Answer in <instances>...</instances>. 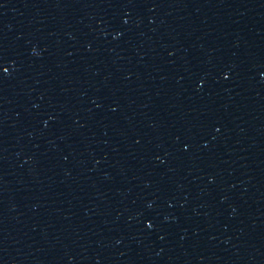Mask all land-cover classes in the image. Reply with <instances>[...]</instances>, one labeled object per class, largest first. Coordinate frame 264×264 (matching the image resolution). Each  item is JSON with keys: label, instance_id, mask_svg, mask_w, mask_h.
Returning <instances> with one entry per match:
<instances>
[{"label": "water", "instance_id": "1", "mask_svg": "<svg viewBox=\"0 0 264 264\" xmlns=\"http://www.w3.org/2000/svg\"><path fill=\"white\" fill-rule=\"evenodd\" d=\"M0 264H264V0H0Z\"/></svg>", "mask_w": 264, "mask_h": 264}]
</instances>
